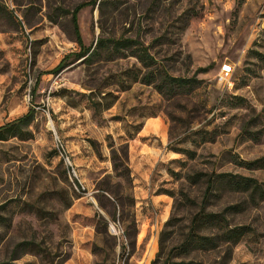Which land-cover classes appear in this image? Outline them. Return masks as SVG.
<instances>
[{
	"label": "rangeland",
	"instance_id": "1",
	"mask_svg": "<svg viewBox=\"0 0 264 264\" xmlns=\"http://www.w3.org/2000/svg\"><path fill=\"white\" fill-rule=\"evenodd\" d=\"M82 1L0 0V125L35 110L28 139L0 141V264H264V198L225 181L207 206L225 221L193 230L219 235L216 246L179 248L206 187L192 174L264 188V0H97L79 10L83 45L135 37L171 75L200 79L173 98L140 81L115 86L142 68L133 56L47 72L78 50L70 19ZM91 89L116 100L95 112L75 94ZM225 225L248 230L231 243Z\"/></svg>",
	"mask_w": 264,
	"mask_h": 264
},
{
	"label": "trees",
	"instance_id": "2",
	"mask_svg": "<svg viewBox=\"0 0 264 264\" xmlns=\"http://www.w3.org/2000/svg\"><path fill=\"white\" fill-rule=\"evenodd\" d=\"M97 0H85L79 2L71 11V25L75 36V41L78 45L77 51L68 52L55 67H53L48 73H57L68 64L80 59L87 66L103 60L105 62L112 61L116 58H123L127 56H133L140 63L141 69L137 67L127 68L123 72L117 75L116 79L112 82L115 86H118L120 90L127 89L131 83L140 81L145 84L153 85V87L162 95L167 98H173L175 96L184 95L190 93L200 84V79L196 77L188 76H174L171 75L163 65H159L155 57L149 52L148 47L140 42L137 38L126 36H99L96 39L95 45L85 46L82 43L79 26L77 22V14L79 10L87 5H94ZM7 11L5 5L0 3V12ZM144 69V71H141ZM39 79V78H38ZM36 80L33 91H35L39 81ZM75 94L82 99H86L88 106L95 112H100L110 108L116 100V95L111 91H91L81 93L75 91ZM81 99H72L70 104L76 106ZM35 110L33 107L22 115L7 121L0 125V141L7 140L12 137L19 139H28L31 136V130L28 129L31 121L34 119ZM115 159V156L112 157ZM254 161L239 160V163L246 166H254ZM113 167L120 174L125 175L128 172V167L124 165V161H115ZM121 166V167H120ZM207 176L205 179L206 187L200 201V209L192 218L191 232L186 241L180 245L182 251H187L192 245L199 246L202 249L210 246H216V239L219 235H200L197 232H193L194 229H201L208 225H221L220 223L225 218L222 213L207 211L209 200L211 199L213 189L217 183L227 182L232 190L239 192H249L250 195L258 194L260 198H264V188L262 184L256 179L248 176L231 174V173H207L196 172L190 176L191 182H197ZM228 208L237 211L239 205H231ZM220 235V238L224 241L236 243L247 232L246 226L239 225L234 227H228ZM171 264H190L185 261H174Z\"/></svg>",
	"mask_w": 264,
	"mask_h": 264
},
{
	"label": "built area",
	"instance_id": "3",
	"mask_svg": "<svg viewBox=\"0 0 264 264\" xmlns=\"http://www.w3.org/2000/svg\"><path fill=\"white\" fill-rule=\"evenodd\" d=\"M63 159L65 161L66 168H67L69 175L73 176L75 179L79 180L76 168L74 167V165H73L72 161L69 159V157L65 155V156H63Z\"/></svg>",
	"mask_w": 264,
	"mask_h": 264
}]
</instances>
